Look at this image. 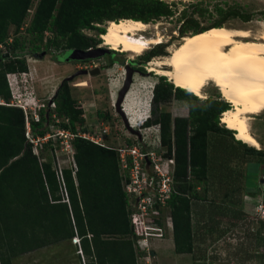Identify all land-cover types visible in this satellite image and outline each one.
<instances>
[{"label":"trees","instance_id":"obj_1","mask_svg":"<svg viewBox=\"0 0 264 264\" xmlns=\"http://www.w3.org/2000/svg\"><path fill=\"white\" fill-rule=\"evenodd\" d=\"M210 2H212L210 0ZM0 0V100L9 103L7 74L27 72L26 57L41 54L61 56L68 50L95 48L100 40L84 31L105 33L104 24L119 20L150 23L172 16V10L162 0ZM219 20L200 31L192 30L190 17L180 30L192 36L221 23L238 19L248 22L253 14L240 5L224 2L215 5ZM204 16L207 11L199 10ZM28 21V22H26ZM22 31L27 42L18 36ZM195 34V35H194ZM10 41V42H9ZM164 46L143 56H165ZM40 58V57H39ZM141 69V68H140ZM172 99L188 104L187 117H172L162 105ZM53 114L62 120L59 125L74 134L84 120L83 110L71 96L64 80L53 97ZM153 118L144 126H158L161 145L175 158V193L168 200L173 220V242L176 254H191L194 235L191 222L192 200H201L199 189L205 191L208 172V137L210 133L232 138L235 132L220 127V114L230 104L218 99L201 101L193 94L174 87L164 76L158 78L152 90ZM39 122H31L33 136L42 137L47 129L39 112ZM66 121V122H65ZM25 117L17 107L0 104V264H13L19 257L62 243L79 240L78 260L81 264H137L142 253L135 248L137 236L129 219L128 200L122 187L115 151L98 146L76 136L73 167L56 170L51 161L33 153L27 141ZM247 154L264 156V152L233 138ZM128 145H131L127 141ZM176 183H178L176 185ZM80 255V256H79Z\"/></svg>","mask_w":264,"mask_h":264},{"label":"rangeland","instance_id":"obj_2","mask_svg":"<svg viewBox=\"0 0 264 264\" xmlns=\"http://www.w3.org/2000/svg\"><path fill=\"white\" fill-rule=\"evenodd\" d=\"M211 1H165L173 12L172 16L146 23L148 28L140 33L145 38L160 35L164 40L162 45L166 55L152 57L148 62H143V56L156 48L157 45L151 46L149 50L140 56L117 52L103 46L114 52V54L106 55L100 59L59 64L58 58L64 52L58 58L50 54L42 55L41 58L27 56L26 63L31 65L33 63L39 64L37 61L46 63L51 61L65 68L66 70L62 71H65L68 76H73L68 81L71 96L83 110L82 118L84 122L77 127V131L81 135L84 134L90 138L103 135L106 145L113 148L118 147L123 143H127L128 135H131L132 139L135 138L134 135L140 138L143 134L142 121L147 117L149 119L153 118L151 113L153 109L151 103L152 90L160 76L154 72H147V66L150 62L168 56L167 48L169 46H176L183 37L192 34L191 30H188L180 35L182 21L186 22L192 17L193 20L202 23L206 28L210 27L219 20L214 12L215 5L223 6L224 2H228V4L236 3L240 5L245 11L252 13L253 17L248 22L238 19L228 20L221 23L223 27L248 30L253 37H258L264 30V0ZM35 5L36 0L32 5L31 13L34 12ZM199 10H206L207 13L202 17H198L195 12ZM29 19L30 14L27 20ZM109 23L104 24L105 29ZM13 33L14 29H11L10 38L18 36L27 42L28 37L23 30L15 35ZM84 34L100 40L98 45L102 46L101 36L96 31L86 30ZM5 51L6 47L0 49V52ZM126 65H130L135 71L131 77L127 96L121 103V110L127 120V127L124 124L122 115L115 107L119 91L124 83ZM38 66L43 71L44 68L41 65ZM95 68L100 70L98 74H79L82 70L90 72ZM104 70L106 71L103 72ZM37 71V75H39V70L36 68ZM147 73L149 74L147 75ZM41 75L44 76L43 73ZM165 78L170 82L167 77ZM33 82L35 85L32 88L27 86L26 92L32 93L35 97V91L37 99L46 103V97L42 96L43 93L39 91V83ZM21 92H23V89ZM203 96V98H199L201 101L208 98L224 101L213 84H209L204 88ZM31 103L32 101L29 104ZM162 110L169 112L172 117L188 116V104L183 100L172 99L162 105ZM41 111H43L45 118H47L48 113L54 112L48 108ZM28 118L29 123L34 121L32 114H29ZM61 122L62 120L54 117L49 120L45 119L43 126L47 129L51 139L47 144L38 142L32 145L33 153L41 157L43 161L50 160L53 167L58 171L63 168H72L74 164L73 156L65 150L64 144L61 143L62 139L56 136V133L60 130L58 124ZM219 125L225 128L220 123V119ZM248 125L251 134L260 145L259 149H255L264 152V111L249 116ZM104 128H106L107 134H103ZM29 137L32 138L31 134ZM233 138L225 134H209L208 172L205 191L199 189L203 198L198 201L195 200L197 201L195 203L199 206L202 219L200 220L195 212L192 213L193 226L199 232L198 244L195 249L189 255L175 256L173 255L174 251L170 250L172 239L169 236L168 239L165 238L167 240L157 243L162 245L163 248L157 251V258L154 255L152 256L150 264H264V217L256 211L259 202L264 205V182L262 181L264 179V156L247 154L242 146L234 143ZM247 164H250L249 171L247 170ZM252 208H255L254 212ZM75 248H78V244L72 240L71 244L62 243L23 255L14 260L13 264H80L78 251L76 252ZM81 264H84L82 258ZM137 264H144V260H138Z\"/></svg>","mask_w":264,"mask_h":264},{"label":"bare ground","instance_id":"obj_3","mask_svg":"<svg viewBox=\"0 0 264 264\" xmlns=\"http://www.w3.org/2000/svg\"><path fill=\"white\" fill-rule=\"evenodd\" d=\"M147 28L145 23L133 20L110 22L101 35L102 46L140 56L164 42L160 35L143 37L140 33ZM167 51L168 56L148 63L147 72L167 77L174 87L198 98H203L204 88L213 84L230 104L220 115L222 126L234 131L237 141L259 149L248 120L264 111V30L253 37L244 29L211 28L183 37Z\"/></svg>","mask_w":264,"mask_h":264},{"label":"built area","instance_id":"obj_4","mask_svg":"<svg viewBox=\"0 0 264 264\" xmlns=\"http://www.w3.org/2000/svg\"><path fill=\"white\" fill-rule=\"evenodd\" d=\"M30 18L33 11L29 10ZM3 46H0V49ZM92 48H89L90 50ZM24 73L7 74V83L11 93L9 103L0 100V104L14 106L23 111L25 117V130H27V141L33 143L43 142L49 143L51 136L46 132L42 137L33 136L29 123V114H32V119L39 122L42 109H51L54 111L55 104L52 100H46V103L34 99L32 93H27V97L20 91L21 86L18 85L24 80ZM32 101V105L29 104ZM52 117L56 118L52 113ZM149 117L142 121L143 134L140 138H131L128 135V141L131 145L123 143L118 147H110L105 144L103 135L87 137L80 134L62 129L56 133L61 143L64 144L66 151L73 156L74 149L72 140L76 137L88 139L92 143L115 151L119 173L122 179V187L128 200L129 219L134 228V234L137 236L135 240V248L142 253L138 260L143 259L144 264H150L152 258V242L165 239L169 234L173 233V220L168 207V200L175 193V158L174 149L172 148L171 155H167V150L161 145L160 130L158 126H144V123ZM106 128L103 134H107ZM31 134V139H30ZM36 137V138H35ZM36 155V154H35ZM258 214L264 217V205L259 202L256 207ZM76 244L79 243L77 238H74Z\"/></svg>","mask_w":264,"mask_h":264},{"label":"crops","instance_id":"obj_5","mask_svg":"<svg viewBox=\"0 0 264 264\" xmlns=\"http://www.w3.org/2000/svg\"><path fill=\"white\" fill-rule=\"evenodd\" d=\"M37 62L39 64H34V63L31 64V65L27 64V71L28 72H25L23 74V77H22V79H24V81L22 82L23 84L22 83L18 84V85L21 86L20 91L23 89L22 94L27 97V94H26V93H28V92H26L27 91L26 90L27 86H29V88H32V86L35 85L33 81H36L35 83H39L38 84L39 91L43 93L41 95L45 96L46 100H52L54 95H55V93H56V90L58 89L60 84L64 80L69 81L68 78L71 77V76L66 75V72L62 71V70H66V69L61 67L59 65L60 63L58 64V63L51 62V61L47 62V63L43 62V61H37ZM38 65H41V67L44 68L43 71L40 70V67ZM36 68L39 70V75H37L38 71L36 72ZM105 71L106 70H104L103 72H105ZM42 73L44 74V76L41 75ZM127 93H128V91L126 92L125 97L127 96ZM34 95H35L34 99H37L38 97H37V94H36L35 91H34ZM125 97H124L123 101L125 100ZM249 166H250V164H247V168H248L247 170L248 171H249ZM195 202H197V201L194 200L193 203H191L192 204L191 205V222H192V229H193V235H194V243H193L194 249H195V246L198 244L197 239L199 238V232L196 231L197 228L195 229L194 226H193L194 222L192 220V213L195 212V214H198L199 219L200 220L202 219L200 217L201 215H200V212H199V206ZM193 207H194V209H193ZM252 211L254 212L255 208H252ZM226 214H228V213H226ZM169 236H171V239H172V244H171L172 248H170V250L174 251L173 234H169L167 237H169ZM167 239L156 240V241L152 242L151 247H152L153 254H154V256H156V258H157V251L161 250L163 248L162 245H160V244L158 245L157 243L161 242V241H165ZM34 252H36V251H34ZM29 254H31V253H29ZM173 255L177 256V255H189V254H176L174 252Z\"/></svg>","mask_w":264,"mask_h":264},{"label":"water","instance_id":"obj_6","mask_svg":"<svg viewBox=\"0 0 264 264\" xmlns=\"http://www.w3.org/2000/svg\"><path fill=\"white\" fill-rule=\"evenodd\" d=\"M200 33H202V32H199L197 34H200ZM107 53H109V50L103 49V48H95V49H90V50H85V51H83V50H68L60 58H58V60L61 63H63V62L67 63L70 61L82 62V61H86L88 59H90V60L100 59L104 54H107ZM42 55H44V54H41L39 57L41 58ZM99 71L100 70L98 68H95L94 70H91L90 72L87 70H82L79 72V74L94 75V74H98ZM134 72H135L134 69L130 65L125 66L124 83H123L121 90L119 91L118 98H117V101L115 104L117 111L122 115V117L124 119V124L126 127H127V120L124 116L123 111L121 110V103L123 102V99L125 97L126 92L129 90V86L131 84V77H132V74ZM148 74L149 73H147V75ZM72 78H73V76L69 77L68 80H71ZM152 255H154L153 252H152Z\"/></svg>","mask_w":264,"mask_h":264},{"label":"flooded vegetation","instance_id":"obj_7","mask_svg":"<svg viewBox=\"0 0 264 264\" xmlns=\"http://www.w3.org/2000/svg\"><path fill=\"white\" fill-rule=\"evenodd\" d=\"M198 17H202V16H200V15H198ZM185 25V22H183L182 21V27ZM181 27V28H182ZM192 30H196V31H200V30H202V29H204V28H206V26H204L202 23H200V22H197V21H195V20H193V22L191 23V27H190ZM95 48H103V49H107V50H109L108 48H105V47H103V46H100V45H97ZM95 48H92V49H95ZM114 54V52H112L111 50H109V53H107V54H104L101 58H103L104 56H106V55H113ZM59 57V56H58ZM57 57V58H58ZM58 61V60H57ZM59 62V61H58ZM71 62V61H70ZM59 63H61V62H59ZM131 63V65H133V63L132 62H130ZM263 182H264V179L262 180Z\"/></svg>","mask_w":264,"mask_h":264}]
</instances>
